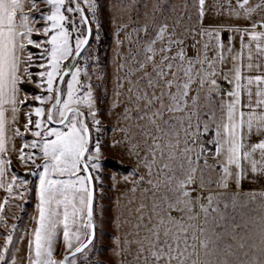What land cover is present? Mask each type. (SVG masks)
Masks as SVG:
<instances>
[{"label": "rangeland", "instance_id": "rangeland-1", "mask_svg": "<svg viewBox=\"0 0 264 264\" xmlns=\"http://www.w3.org/2000/svg\"><path fill=\"white\" fill-rule=\"evenodd\" d=\"M226 6L220 0L34 2L20 78L31 91L21 89L17 171L0 210V264H62L89 238L91 221L93 242L67 264H253L243 251L253 256L254 249L242 245L255 226H264V196L230 185L235 175L217 158L231 122L230 90L221 87L228 84L222 72L228 30L210 21H222ZM82 13L91 38L61 86L53 118L61 121L73 106L84 114L72 112L56 126L49 109L86 36ZM196 32L198 45L186 47ZM84 126L91 135L84 160L95 184L91 220L80 160Z\"/></svg>", "mask_w": 264, "mask_h": 264}, {"label": "crops", "instance_id": "crops-1", "mask_svg": "<svg viewBox=\"0 0 264 264\" xmlns=\"http://www.w3.org/2000/svg\"><path fill=\"white\" fill-rule=\"evenodd\" d=\"M220 1L227 4V11L221 12L224 18L210 22L228 30L222 42V72L230 87L225 97L231 122L225 153L224 147L221 151L218 145L217 158L235 175L229 179L230 185L252 197L264 196V0ZM24 2L0 0V210L12 179L11 165H16L13 135L24 110V92L19 87L24 24L36 0L28 6ZM208 11L207 6L204 19L209 22ZM216 134L218 137L217 131ZM248 239L242 248L254 251L253 256H245L243 251L245 262L252 257L253 264H262L264 226H255L251 240Z\"/></svg>", "mask_w": 264, "mask_h": 264}, {"label": "water", "instance_id": "water-1", "mask_svg": "<svg viewBox=\"0 0 264 264\" xmlns=\"http://www.w3.org/2000/svg\"><path fill=\"white\" fill-rule=\"evenodd\" d=\"M82 16L84 18L85 25H86V30H87L86 36H85L82 44L75 51L74 56L72 58V61L69 65V68L64 70L61 73V75L58 79V82H57L58 89H57L56 101H55V104L51 105L50 109H49V120L53 125H56V126L63 125L68 120V118L72 112L84 114V112L81 109H79L76 106H73L67 110L65 116L63 117V119L61 121H55L53 118V113H54L55 107L59 106L62 102L61 86L63 85L67 75L75 68L80 54L82 53V51L84 50V48L86 47V45L88 44V42L90 41V38H91L92 28L90 25V21H89V19L85 13H82ZM84 132H85V146H84L83 151L80 155V160H81V164H82V167L84 169V172H85V175L87 177L88 184H89L88 219L91 220V218L93 216V207H94V198H95V184H94V179H93L92 173L90 171V168L88 167L87 163L84 160L85 155H86L87 150H88V143H89L90 138H91L89 127L84 126ZM94 237H95V224L91 221V234H90L89 238L85 242H83L80 246H78L75 250L67 253L64 256L65 259H64L62 264H67L68 258L82 253L93 242Z\"/></svg>", "mask_w": 264, "mask_h": 264}, {"label": "built area", "instance_id": "built-area-1", "mask_svg": "<svg viewBox=\"0 0 264 264\" xmlns=\"http://www.w3.org/2000/svg\"><path fill=\"white\" fill-rule=\"evenodd\" d=\"M198 39H199V34L196 32L193 35L185 39V46L188 48H195L198 45ZM221 87L224 91L230 90V87L226 82H223L221 84ZM215 150H216V147H215ZM210 157H214V153H212Z\"/></svg>", "mask_w": 264, "mask_h": 264}, {"label": "trees", "instance_id": "trees-1", "mask_svg": "<svg viewBox=\"0 0 264 264\" xmlns=\"http://www.w3.org/2000/svg\"><path fill=\"white\" fill-rule=\"evenodd\" d=\"M19 86L21 89H23L25 92H30L31 91V87L28 85L27 82L21 81L19 83ZM115 165L117 168L121 169L122 165L119 162H115ZM12 171L15 173L17 171V168L14 164L11 165Z\"/></svg>", "mask_w": 264, "mask_h": 264}]
</instances>
